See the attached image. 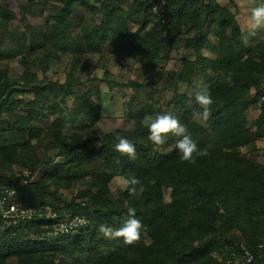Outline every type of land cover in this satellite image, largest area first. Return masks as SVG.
Segmentation results:
<instances>
[{
    "label": "trees",
    "instance_id": "obj_1",
    "mask_svg": "<svg viewBox=\"0 0 264 264\" xmlns=\"http://www.w3.org/2000/svg\"><path fill=\"white\" fill-rule=\"evenodd\" d=\"M43 1L55 10L42 27L28 32L12 28L17 15L0 3V62L22 56L24 69L19 77L0 70V187L15 188V202L22 208L38 211L50 205L61 216L83 215L88 226L47 237L63 217L38 216L16 225L0 217V264H219L217 256H230L233 244L244 245L256 257L264 255V164L241 154L251 147L257 152L256 143L264 138V103L259 106L264 38L248 43L237 12L217 0ZM28 2L20 6L25 21L36 4ZM162 3L165 22L152 11ZM77 8L101 19L75 30L69 20ZM132 24L138 28L133 30ZM45 47L46 77L59 52L101 54L100 61L108 55V62L142 64L154 74L163 62L176 58L181 68L171 81L178 76L186 90L175 93L169 111L131 99L125 105L128 111L136 108L135 129L104 133L98 126L102 101L94 98L101 93L91 79L83 82L71 72L60 83L32 71L28 53ZM104 75L110 77L108 70ZM195 80L200 89L208 86L215 101L206 123L186 111L198 107L188 94ZM100 82L110 88L116 84L109 78ZM85 83L86 91L81 89ZM126 86L145 85L129 81ZM254 106L260 113L252 120ZM166 112L210 154L197 157L195 164L183 162L173 136L158 151L142 121ZM117 136L135 145L134 161L114 151ZM25 170L32 173L27 184L20 179ZM124 176L140 179L135 195L124 188L113 194L112 181ZM77 184L81 188L71 199L63 197L61 191ZM47 198L58 206L45 202ZM129 207L143 224L141 240L126 245L103 238L99 227L121 226ZM238 246L232 252L238 253Z\"/></svg>",
    "mask_w": 264,
    "mask_h": 264
},
{
    "label": "rangeland",
    "instance_id": "obj_2",
    "mask_svg": "<svg viewBox=\"0 0 264 264\" xmlns=\"http://www.w3.org/2000/svg\"><path fill=\"white\" fill-rule=\"evenodd\" d=\"M36 3L33 6L32 13L25 21L22 18V12L20 10L21 5H28V0H0V3L4 7L9 8L14 11L17 15V19L13 21L12 28L20 32H28L30 27H34L35 30L39 29L44 25L47 17L55 10V7L50 3H44L43 0H33ZM222 5L228 7L233 12H237L238 20L241 24L242 29L247 34L246 39L248 43L253 45L256 42H262L264 38L263 31H259L255 35H250L248 30V17L250 15V8L252 6H259L264 3V0H260L252 3V0H217ZM100 16L94 17L90 13L84 11L81 8H77L75 14L70 18V23L75 30L88 23H98ZM133 30L138 28L137 24H132ZM251 36H254L250 38ZM46 53V47L34 48L27 55V61L31 64L32 71L37 73L40 79H48L52 81H59L64 83L68 75L73 72L81 78V80L86 81L91 79L93 81V86L98 88L101 96L94 94V98L97 101H102V118L99 121L98 126L104 133H108L114 129H135L134 118L132 116V111L134 112L136 108L132 111H128L125 105L128 101L133 98L142 100L146 103L158 106L163 111H169L171 109V101L176 92H183L186 90L184 84L178 82V76L175 80L171 81V76L174 71H179L181 66L177 62V59H171L169 62H163L162 65L158 66L155 74L153 71L148 69L146 66L137 63H129L126 61H121L117 59H112L111 61H106L108 55H105L104 60H99V55L95 53H86L82 51L81 54H65L59 52L58 55L60 59L57 61L51 60V75L49 71L47 72V77L45 74L46 63L44 61V56ZM190 58L193 56L189 55ZM79 59V60H78ZM98 62V65L96 64ZM22 56L8 61L0 62V70H7L10 77H19L23 73V66L21 64ZM163 67V68H161ZM105 70H108L110 77L104 75ZM101 78H106L113 81L114 84L112 88L109 87L107 82H100ZM129 81H134L139 83V85H145L142 88L128 87L126 84ZM81 89L86 91L88 85L85 83L81 85ZM200 89L199 80H195V84L192 88H189L188 94L195 98L196 93ZM195 107L191 105L186 111L188 115H191ZM260 113V109L256 106L251 110L250 117L254 120ZM45 125V123H41ZM36 140L33 141V144ZM257 152H251V148H245L241 150V154L246 157H252L258 160L260 163L264 164V138L259 140L257 143ZM158 151L163 150L162 147H155ZM16 173L19 172V168L15 170ZM81 188L80 184H77L73 190L61 191L63 197L71 199L73 195ZM123 187L122 180L120 177L115 178L111 183V189L113 194L117 196L119 190ZM170 192L165 190V200L170 201ZM47 203L56 204L51 198L45 200ZM90 227V226H89ZM3 229L0 228V231ZM107 246V245H106ZM103 248V246H101ZM106 247L104 246V249Z\"/></svg>",
    "mask_w": 264,
    "mask_h": 264
},
{
    "label": "clouds",
    "instance_id": "obj_3",
    "mask_svg": "<svg viewBox=\"0 0 264 264\" xmlns=\"http://www.w3.org/2000/svg\"><path fill=\"white\" fill-rule=\"evenodd\" d=\"M252 3L254 4L255 0H252ZM248 30L250 35H255L258 31H264V4L250 8ZM51 72L52 70L49 69V75H51ZM195 102L198 107L193 111L194 118L206 123L212 116V108L215 103L207 85L201 87L200 91L196 93ZM142 124L148 129L147 139L157 147L164 146L169 136L176 137L175 148L178 150L180 159L183 162L195 164L197 157L210 154L207 147L203 149L198 147L187 127L181 124L171 112L157 114L154 117L145 116ZM65 127H70V125L66 124ZM116 140L118 142L114 145V151L134 161L137 158L135 145L123 136H117ZM121 180L124 189L130 195H135L138 191V186H141L140 179L135 176H124L121 177ZM136 211L134 207H129L127 209V219L123 221L121 226L101 225L98 232L107 240H122L126 245H133L139 242L143 224L136 217ZM260 247H264V245H260Z\"/></svg>",
    "mask_w": 264,
    "mask_h": 264
},
{
    "label": "built area",
    "instance_id": "obj_4",
    "mask_svg": "<svg viewBox=\"0 0 264 264\" xmlns=\"http://www.w3.org/2000/svg\"><path fill=\"white\" fill-rule=\"evenodd\" d=\"M153 13L158 18L165 22L166 9L165 3L162 5H155ZM264 103V96L260 98L259 106ZM20 179L23 184H27L32 179V173L25 170L20 174ZM17 190L9 186L0 187V217L7 225H16L18 223H25L35 219L36 217H45L47 219H60L57 226L53 230L46 233L47 237H57L62 234L78 231L88 226V220L83 215L64 214L59 215L50 205H45L41 210L33 208H22L16 202ZM83 221V223H81ZM231 247L230 256H217L219 264H264V255L256 257L247 247L239 245L238 253L232 252L234 246ZM227 249V247H226Z\"/></svg>",
    "mask_w": 264,
    "mask_h": 264
}]
</instances>
